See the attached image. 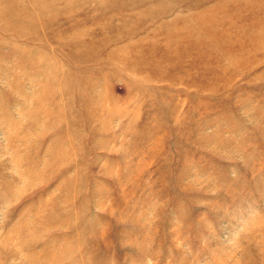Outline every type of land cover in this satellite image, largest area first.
<instances>
[{
	"label": "rangeland",
	"instance_id": "rangeland-1",
	"mask_svg": "<svg viewBox=\"0 0 264 264\" xmlns=\"http://www.w3.org/2000/svg\"><path fill=\"white\" fill-rule=\"evenodd\" d=\"M0 264H264V0H0Z\"/></svg>",
	"mask_w": 264,
	"mask_h": 264
}]
</instances>
